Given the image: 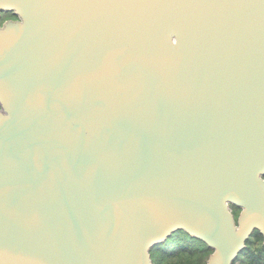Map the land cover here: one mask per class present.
<instances>
[{"label":"water","instance_id":"1","mask_svg":"<svg viewBox=\"0 0 264 264\" xmlns=\"http://www.w3.org/2000/svg\"><path fill=\"white\" fill-rule=\"evenodd\" d=\"M178 230L205 264L264 238V0H0V264Z\"/></svg>","mask_w":264,"mask_h":264},{"label":"trees","instance_id":"2","mask_svg":"<svg viewBox=\"0 0 264 264\" xmlns=\"http://www.w3.org/2000/svg\"><path fill=\"white\" fill-rule=\"evenodd\" d=\"M211 252L204 241L178 230L151 249V259L152 264H205ZM233 264H264V238L259 230L251 233Z\"/></svg>","mask_w":264,"mask_h":264},{"label":"flooded vegetation","instance_id":"3","mask_svg":"<svg viewBox=\"0 0 264 264\" xmlns=\"http://www.w3.org/2000/svg\"><path fill=\"white\" fill-rule=\"evenodd\" d=\"M12 17H13V18H16L15 16H12ZM235 209H237V208H235ZM235 209H234V207H233V213L236 211V212H237V215H238V213H239V209H237V210H235ZM234 210H235V211H234ZM237 215L234 213V216H235V217H237Z\"/></svg>","mask_w":264,"mask_h":264}]
</instances>
